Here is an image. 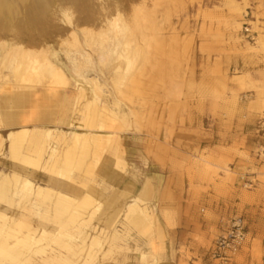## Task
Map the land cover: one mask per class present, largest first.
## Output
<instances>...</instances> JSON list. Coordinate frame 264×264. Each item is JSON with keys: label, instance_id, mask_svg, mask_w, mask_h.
<instances>
[{"label": "rangeland", "instance_id": "1", "mask_svg": "<svg viewBox=\"0 0 264 264\" xmlns=\"http://www.w3.org/2000/svg\"><path fill=\"white\" fill-rule=\"evenodd\" d=\"M115 8L126 19L120 22L122 36L118 29L114 34L116 29L100 27L98 14L87 17L84 7L68 11L69 18L57 11L40 30L31 31L70 81L79 83L58 89L34 86L25 95L27 103L10 107L28 126L41 112L54 110L58 119L52 114L39 127L72 131L79 129L85 110L80 106L75 115L69 110L77 90L97 102L118 101V114L123 112L126 121L120 115L108 130H119L114 146L124 169L114 168V154L104 152L94 175L87 176L88 185L98 188L106 166L124 183L128 202L126 188L136 193L148 182L151 230L145 236L132 227L122 232L108 255L97 253L96 264H143L147 261L141 252L151 253L147 260L156 264H219L211 250L235 218L243 221L247 235L226 264H264V0H118ZM94 11L102 12L89 10ZM69 31L76 33L80 45ZM21 37L17 31L0 34V53L3 45ZM118 43L130 50L131 63L114 87L109 69ZM139 69L145 75H136ZM89 74L105 83L109 96L102 95ZM133 74L144 83L142 88L127 87ZM2 85L0 79V128L3 105L16 104L4 95H15L18 87L4 90ZM10 129L0 130L1 135ZM10 169L1 156L0 170ZM32 179L48 182L42 174ZM43 208L35 203L30 210H15L0 202L4 212L27 215L33 227L53 232L57 224L39 216ZM122 215L120 211L118 218Z\"/></svg>", "mask_w": 264, "mask_h": 264}, {"label": "bare ground", "instance_id": "2", "mask_svg": "<svg viewBox=\"0 0 264 264\" xmlns=\"http://www.w3.org/2000/svg\"><path fill=\"white\" fill-rule=\"evenodd\" d=\"M117 4L118 0H0V34L17 31L23 35L20 42L3 45L5 49L0 53L2 88L18 86L15 95L9 92L3 99L13 100L17 106L22 104L25 95L34 86L58 89L79 83L70 81L67 71L48 57V50L44 49L46 44L44 48L39 46L40 41L33 39L30 33L39 29L57 11L69 18L68 11L84 7L88 11L87 17L98 14L95 20L99 21L100 27L116 29L114 34L119 30L122 36L125 29L119 27L124 15L123 19L120 18L121 11L115 8ZM91 8L101 9L102 12L91 13ZM104 15L105 19L102 17ZM68 34L76 46L80 45L74 31ZM89 35H85L86 41L90 39ZM15 54H19L16 55L18 58H15ZM112 58L114 63L109 72L113 71L111 81L115 87L130 67V50L118 43L112 50ZM99 62L104 65L103 55H100ZM7 63L11 64L8 73L1 74ZM143 72L144 69H139L136 75H145ZM87 76L103 96H109L105 83L100 82L97 75ZM143 85L134 74L127 83L130 89H140ZM260 89L264 91V85ZM256 94L259 95L260 91ZM104 99L97 102L94 96L87 98L83 90H77L68 108L74 115L79 111L78 107L85 109L79 129L67 131L23 125L9 130L5 136L0 134V157H5L11 163L9 171L0 170V202H5L8 209L15 210H30L35 203L43 205L45 208L39 211V216L45 220L49 217L57 224L55 231L51 232L45 227H33L27 215L14 210L8 214L0 209V264H96L97 253L108 255L113 242L122 232H128L131 227L142 234L150 232L151 225L147 218L152 205L147 202L146 188L126 202L125 206L114 205L118 198L115 190L107 192L111 188L108 181L113 172L106 166L100 175L98 188L88 185L87 176L94 175L104 158V152L114 154V168L124 169L125 166L114 146L119 130L108 129L110 122L118 116H122L121 122L126 121V117L123 112L118 114V101L107 102ZM69 125L72 126V120L68 121ZM36 174H42L48 182L34 181L32 176ZM120 211L123 219L118 218ZM139 254L147 261L143 264H156L147 260L151 253Z\"/></svg>", "mask_w": 264, "mask_h": 264}, {"label": "crops", "instance_id": "3", "mask_svg": "<svg viewBox=\"0 0 264 264\" xmlns=\"http://www.w3.org/2000/svg\"><path fill=\"white\" fill-rule=\"evenodd\" d=\"M212 93L213 92H211V95H212ZM27 102H28V100H23L22 101V104L21 105H17V106H22L23 104H25ZM12 105L13 106H16V104H12ZM12 105H10V104H6L5 105L4 104L3 107H2V113L4 115V118H3L2 121H3L4 124L0 128V130H2L4 128H8V127L11 128L10 130H13V129L19 128L20 126H23L24 125L23 123H20V118H19L17 112H14V111L10 110V107ZM8 113H9V115H8ZM52 114L54 115L53 118H55V116H56V120H57L58 119L57 118V112L54 111V110H48V111L41 112L38 116H36L30 126H32L34 124H35V126H40L41 124H45L46 120H49L50 121V119H51L50 118V115H52ZM54 121H55V119H54ZM12 126H16V127H12ZM25 126H28V125H25ZM0 159H1V157H0ZM108 182H109L108 184L110 185V187L115 190L116 197H118L117 200L114 202L115 205L116 206H120L124 202H127V201H125L126 195H125V193H123L124 190H123V188H121V186H123L124 183H122L120 181L119 176L117 174L113 173V175H111V177H110V179H109ZM144 188H146L148 190L147 191L148 192V194H147V202L150 203L149 199H150V196H151V187H150V184L148 182H146L145 184H143L142 187H141V189L139 191H137L136 193H132V191H131L132 188H128V187L126 188V192L127 193L131 192V193H129V198L131 199V198L135 197L136 195H138L139 192L142 189H144ZM128 190H129V192H128ZM150 204L152 205V203H150ZM158 230L160 231V229H158ZM159 231H158V233H159Z\"/></svg>", "mask_w": 264, "mask_h": 264}, {"label": "built area", "instance_id": "4", "mask_svg": "<svg viewBox=\"0 0 264 264\" xmlns=\"http://www.w3.org/2000/svg\"><path fill=\"white\" fill-rule=\"evenodd\" d=\"M247 235L246 227L240 218L233 219L216 239L211 250L212 257L219 260V264L231 261Z\"/></svg>", "mask_w": 264, "mask_h": 264}]
</instances>
